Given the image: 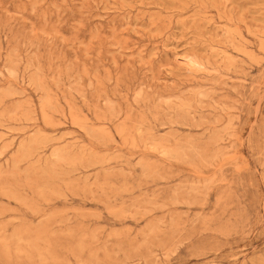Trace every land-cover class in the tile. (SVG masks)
Segmentation results:
<instances>
[{"label":"rangeland","instance_id":"rangeland-1","mask_svg":"<svg viewBox=\"0 0 264 264\" xmlns=\"http://www.w3.org/2000/svg\"><path fill=\"white\" fill-rule=\"evenodd\" d=\"M0 264H264V0H0Z\"/></svg>","mask_w":264,"mask_h":264}]
</instances>
